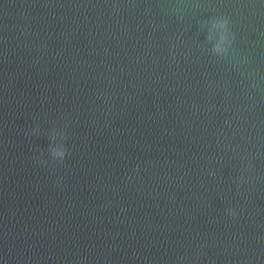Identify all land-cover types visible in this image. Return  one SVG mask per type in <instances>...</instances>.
I'll return each instance as SVG.
<instances>
[{
    "label": "water",
    "instance_id": "water-1",
    "mask_svg": "<svg viewBox=\"0 0 264 264\" xmlns=\"http://www.w3.org/2000/svg\"><path fill=\"white\" fill-rule=\"evenodd\" d=\"M0 264H264V0H0Z\"/></svg>",
    "mask_w": 264,
    "mask_h": 264
}]
</instances>
